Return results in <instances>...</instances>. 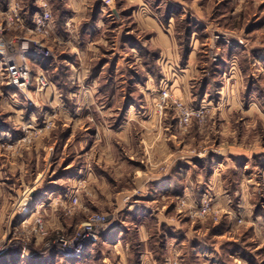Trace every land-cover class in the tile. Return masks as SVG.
Listing matches in <instances>:
<instances>
[{
	"label": "rangeland",
	"instance_id": "374dc122",
	"mask_svg": "<svg viewBox=\"0 0 264 264\" xmlns=\"http://www.w3.org/2000/svg\"><path fill=\"white\" fill-rule=\"evenodd\" d=\"M61 6L53 10L60 23ZM98 6L105 20L88 29L86 46L78 15L69 17L78 18L73 43L68 28L55 29L48 44L54 59L43 65L51 85L43 92L24 97L9 88L0 64V264H150L143 259L149 245L155 264H209L213 248L222 263L246 264L251 252L264 259L254 251L257 234L242 192L259 188L264 169V0ZM63 54H79L85 67L50 66ZM99 63L108 66L97 74ZM179 106L204 110L182 125ZM223 123L233 137L221 136ZM164 140L173 146L165 149ZM229 146L250 156L247 170L221 177L234 195L232 211L218 207L210 190L212 158ZM167 180L170 194L149 200L155 183ZM253 196L258 215L264 204ZM136 200L159 222L144 212L136 223ZM94 215L108 218L101 236L70 257ZM122 229L129 252L104 244Z\"/></svg>",
	"mask_w": 264,
	"mask_h": 264
},
{
	"label": "crops",
	"instance_id": "0c3cea01",
	"mask_svg": "<svg viewBox=\"0 0 264 264\" xmlns=\"http://www.w3.org/2000/svg\"><path fill=\"white\" fill-rule=\"evenodd\" d=\"M12 1L13 0H0V5H2L3 7H8L12 3ZM41 1L42 0H22L23 5H24V14L26 13L29 15V17H26V18L32 19L37 12L42 11ZM46 1H47V3L50 4L52 12H53L56 4H62L66 7L67 19H69V17L72 15H78V17L83 19V23H82L83 26L81 27V33H79V35L82 38V41L80 40L82 42L81 47L83 45L86 46V44H84V40L86 39V35H90V36L92 35L93 36V33L90 32V30H88V29H84V26L86 25L87 22H89L91 15L95 14L98 11L104 12V10H102V8H99V6H98L104 0H46ZM30 3L32 4V7L30 6ZM90 5H96V6L92 9H90L91 8ZM27 8L29 9L28 11H26ZM112 11L114 12V10H112ZM114 13L116 14V12H114ZM101 16H104V15L101 14ZM104 20L105 19L101 17L97 24H99L100 21H101V23H103ZM154 22L157 25V27H155V28L160 30L161 25L159 24L160 23L159 18L156 17L154 19ZM55 26H56V30L58 32L56 22H55ZM97 26L100 27V25H97ZM66 31H67V24H66ZM73 35L70 34V36H72L71 37L72 43H73L72 39L74 37ZM56 36H58V34H56ZM71 42H69L68 45ZM128 43H130V42H128ZM131 44L132 43H130L128 45L131 46ZM87 46H88V49L92 48L91 44H87ZM69 48H70L69 52L71 54L75 53V51L77 50V48H75V47L72 48V46ZM69 56H71V55L67 54L66 56H64V54H63V55H59V57L57 56L55 58L56 63L53 62L52 65H50V66L59 70L61 67V64L63 65L65 63L66 67H68L70 65V68L72 71H73V68L78 67L79 64H81L82 69L85 67L84 62L81 59L82 57L80 58L79 54L76 55L77 56L76 59H73V60ZM60 57H61L62 62L60 61V63H59L58 59H60ZM107 66H108V63L104 65L105 68H102L101 72H105V69ZM53 68H51V69H53ZM73 78H74V75L72 73L71 79H73ZM230 110H233V109H230ZM238 110L244 111V109H242V108H239ZM218 111H219L218 115H221V116H223L224 115L223 113H225L222 109L218 110ZM221 126H222V128H221L220 132H221L222 137L229 138V137L234 136L236 131H233V133H232L231 130H229L228 124L223 123V124H221ZM176 143L178 145V141ZM162 146L165 149H167L168 146L171 148L173 146V144L167 143L164 140L162 143ZM178 150H179V148H178ZM243 152H245L244 149H238V148L234 149L232 146H229L227 150L221 149V152L214 155V157L212 158V161H211V163L216 166V168H214L215 176H213L214 177L212 179L213 183H212L211 189H210L211 195L215 199L214 200L215 204L220 208H224V210H226V211L227 210H229V211L233 210V207H234L233 206V200H234L233 196L234 195H233V193H231L230 189L226 190L225 187L227 185V181L222 180L221 177H222V174H224L227 170H233L235 172L237 170V168H241V167H244L245 170L248 169L249 164H250V156H249V153L245 154ZM260 154L264 155V152L263 153L261 152ZM259 161L262 162L261 166L263 167L264 166V158H260ZM231 165H233V166H231ZM180 166H178V167L175 166V167H177V172L179 175H180V172L184 171L185 164H184V166L182 164L181 168H180ZM171 185L172 184L169 180L155 183L153 190L150 192V194H148V196H151V197H148L149 200H152L153 196L157 195L159 193L160 194L164 193L163 195L170 194V191H172ZM258 187L259 188H253V190H252V188H250V189L248 188L246 190L242 189L243 190L242 192L243 193L245 192L244 198L248 197V199L246 198L244 200L245 201V208L248 209V212H249V217H247L249 219L248 222H249V224H251V227L254 228V231L257 234L256 239L253 241L254 246H255L254 251L260 252V250H261L262 251L261 253H264V212H261L260 214L258 213V215H257L256 211H257V207L259 205V202L255 203L250 199L251 196H253V195L259 196V201H261V204H264V169H263V177L261 179V183L258 184ZM250 190H252V192H250ZM260 197H261V199H260ZM145 204L146 205H142L139 202V200H136L134 203H131V205H130L131 209L130 210H132L133 212H136V213H134L132 218L133 219L136 218V220H137L136 223L137 222L139 223L140 218H141L140 217L141 214L144 212H148L150 217L153 219L155 218L154 219L155 222L158 223L159 218L154 217L155 216L154 211H151V210L149 211V208H148V210H147V208L145 210L144 206H147V203H145ZM159 224L161 225V224H165V223L160 222ZM124 231H126V229L125 230H123V229L122 230H116V231L112 232L111 234H108L104 238V244L105 245L112 244V245H116L117 247H120V246L125 247L126 245L124 244V241H123L124 238L122 236V233ZM139 232H141V231H139ZM140 242H141L140 244L145 243V241H143L142 239ZM147 242H146V244L149 245ZM126 249H127V252H129L128 246H126ZM248 254L251 256L247 257L248 261L247 260L244 261L246 264L251 263L250 260L248 259L250 257H251L252 261L255 262L256 264H264V259L260 260L259 259L260 257L258 255H254L253 252H251V254L250 253H248ZM218 255H220L218 248L211 249L207 255V256H209V264H227V263L220 262L218 257H217ZM145 258L147 259V261H149L150 264H155V259H153V256H152L151 251H150V245H149V248L147 249V251H145V253L143 255V259H145Z\"/></svg>",
	"mask_w": 264,
	"mask_h": 264
},
{
	"label": "built area",
	"instance_id": "2783aa9c",
	"mask_svg": "<svg viewBox=\"0 0 264 264\" xmlns=\"http://www.w3.org/2000/svg\"><path fill=\"white\" fill-rule=\"evenodd\" d=\"M113 0H104L107 7H111ZM42 11L37 12L29 23L24 16V5L22 0H13L8 7L0 5V64L2 74L9 88L16 90L20 95L27 97L31 92H43L51 85L47 71L43 65H47L54 59L53 50L48 46L49 41L55 35V19L46 0L41 1ZM78 18L72 17L67 23L68 32L74 33L78 24ZM11 31L16 34L8 38ZM56 39V38H55ZM60 45L64 44L62 40L56 39ZM167 95L164 97L166 98ZM180 107V106H179ZM182 125L188 124L193 116L202 115V110L190 112L183 107ZM78 203V198H74ZM210 209V203L207 202L203 207L206 212ZM108 223V218L104 215H94L83 229V244L77 249L68 250L70 257L78 258L85 249L86 243L98 240V235L102 228ZM104 231V230H103ZM101 236V235H100ZM76 245L75 242H73ZM67 243H65V247Z\"/></svg>",
	"mask_w": 264,
	"mask_h": 264
},
{
	"label": "trees",
	"instance_id": "16d2710c",
	"mask_svg": "<svg viewBox=\"0 0 264 264\" xmlns=\"http://www.w3.org/2000/svg\"><path fill=\"white\" fill-rule=\"evenodd\" d=\"M29 3V2H28ZM59 5L61 4H56L54 9H58L59 8ZM30 6L32 7V4L30 3ZM29 9L27 8L26 11H28ZM60 13V21L62 20V22L60 23L59 20L56 19V25H57V28L60 30H63L64 33H66V24H67V10H66V7L64 5L61 6V9L58 10ZM25 17H29L28 14H24ZM58 18V17H57ZM58 18V19H59ZM101 18V12L98 11L96 12L95 14L91 15L90 17V20H92L90 23H86V25L84 26V29H90L91 26H94L95 23H98L99 19ZM27 21L29 23H32V19L31 18H26ZM95 22V23H94ZM60 27V28H59ZM102 66L103 64L99 63L96 67H95V70L97 72V74L102 70ZM205 90L206 88H204V93H205ZM204 95L202 94L201 95V98H203ZM175 194H178V188L175 190Z\"/></svg>",
	"mask_w": 264,
	"mask_h": 264
}]
</instances>
